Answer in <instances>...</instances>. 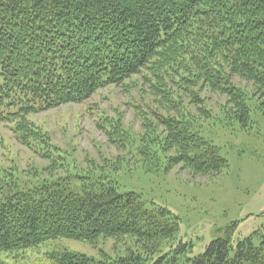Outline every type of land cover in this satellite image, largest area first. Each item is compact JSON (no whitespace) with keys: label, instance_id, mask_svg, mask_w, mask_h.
Instances as JSON below:
<instances>
[{"label":"trees","instance_id":"1","mask_svg":"<svg viewBox=\"0 0 264 264\" xmlns=\"http://www.w3.org/2000/svg\"><path fill=\"white\" fill-rule=\"evenodd\" d=\"M135 77L167 111L151 162L170 154L168 169L219 176L229 167L220 149L168 113H181L182 93L201 105L208 90L246 126L249 99L235 77L253 85L264 107V0H0V124L16 122L26 145L42 139L30 115L83 103L104 87L129 91ZM111 123L108 133L123 142L128 132ZM12 172L0 168V253L130 238L133 248L116 258L66 252L55 264H264L257 232L234 245L231 227L191 257L193 246L176 242V216L115 182L85 174L20 184Z\"/></svg>","mask_w":264,"mask_h":264},{"label":"rangeland","instance_id":"2","mask_svg":"<svg viewBox=\"0 0 264 264\" xmlns=\"http://www.w3.org/2000/svg\"><path fill=\"white\" fill-rule=\"evenodd\" d=\"M234 82L248 95L251 111L246 126L229 119L226 97L208 90L200 92L201 105H192L190 97L182 93L181 113H168L182 115L204 140L220 149L229 167L219 176H194L183 166L168 169L165 159L170 154L151 162L153 153L160 154L156 144L161 141L162 128L157 121L167 111L166 106L159 107L140 77L127 82L129 91L122 86L104 87L83 103L30 115L27 119L32 129L42 136L39 142L29 138L26 145L15 132L16 122L1 123L0 168L12 170L11 180L20 184L48 178L70 180L85 174L115 182L121 192L137 193L176 216V242L192 245L191 257L224 238L231 227L234 245L256 232L262 237L264 107L253 96L252 84L239 77ZM116 121L128 132L123 142L114 141L107 131ZM53 161L55 171L50 170ZM128 248H133L130 238L122 242L104 239L96 245L57 240L21 252L0 253V264H55L66 252L113 259Z\"/></svg>","mask_w":264,"mask_h":264}]
</instances>
